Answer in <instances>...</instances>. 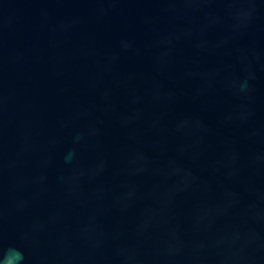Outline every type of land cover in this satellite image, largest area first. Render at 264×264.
I'll return each mask as SVG.
<instances>
[{
    "label": "water",
    "instance_id": "water-1",
    "mask_svg": "<svg viewBox=\"0 0 264 264\" xmlns=\"http://www.w3.org/2000/svg\"><path fill=\"white\" fill-rule=\"evenodd\" d=\"M264 264V0H0V259Z\"/></svg>",
    "mask_w": 264,
    "mask_h": 264
},
{
    "label": "clouds",
    "instance_id": "clouds-1",
    "mask_svg": "<svg viewBox=\"0 0 264 264\" xmlns=\"http://www.w3.org/2000/svg\"><path fill=\"white\" fill-rule=\"evenodd\" d=\"M23 252L16 247H9L3 259H0V264H20L23 260Z\"/></svg>",
    "mask_w": 264,
    "mask_h": 264
}]
</instances>
